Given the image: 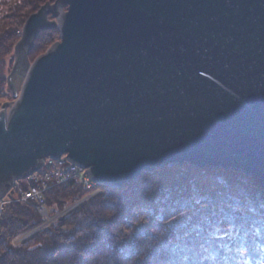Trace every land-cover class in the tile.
<instances>
[{
	"label": "water",
	"instance_id": "1",
	"mask_svg": "<svg viewBox=\"0 0 264 264\" xmlns=\"http://www.w3.org/2000/svg\"><path fill=\"white\" fill-rule=\"evenodd\" d=\"M50 29L60 41L29 65ZM14 54L13 96L23 85L0 111V199L63 155L107 188L185 163L264 188V0H56Z\"/></svg>",
	"mask_w": 264,
	"mask_h": 264
},
{
	"label": "trees",
	"instance_id": "2",
	"mask_svg": "<svg viewBox=\"0 0 264 264\" xmlns=\"http://www.w3.org/2000/svg\"><path fill=\"white\" fill-rule=\"evenodd\" d=\"M45 2L0 0V67ZM57 39L55 29L40 32L30 53ZM97 189L18 243L46 220L37 202L10 196L0 216V264H264V188L243 173L185 163ZM88 193L78 181L54 185L42 196L44 212L53 219Z\"/></svg>",
	"mask_w": 264,
	"mask_h": 264
},
{
	"label": "built area",
	"instance_id": "3",
	"mask_svg": "<svg viewBox=\"0 0 264 264\" xmlns=\"http://www.w3.org/2000/svg\"><path fill=\"white\" fill-rule=\"evenodd\" d=\"M86 171V168L69 162L65 156L59 159H46L43 167L28 177L27 188L19 191V199L23 203L38 202L40 212L44 213L42 194L52 186L65 184L72 180L80 182L86 190L91 189L95 184L98 185ZM5 203L3 199H0V210Z\"/></svg>",
	"mask_w": 264,
	"mask_h": 264
},
{
	"label": "rangeland",
	"instance_id": "4",
	"mask_svg": "<svg viewBox=\"0 0 264 264\" xmlns=\"http://www.w3.org/2000/svg\"><path fill=\"white\" fill-rule=\"evenodd\" d=\"M55 1L56 0H46V2L44 3V4H42L41 6H43V5H45V4H48L49 6L50 5H53L54 3H55ZM40 6V7H41ZM66 6H63V5H60V12H59V14L57 15V16H55V17H53V19H51L50 18V20H54L55 21V23H56V25H57V23H58V20L57 19H59V17L64 13V12H66ZM50 16V15H49ZM55 30H57V29H55ZM58 31V30H57ZM22 32V31H21ZM59 32V31H58ZM20 36H21V34H20ZM19 40H20V38H19ZM18 40V41H19ZM35 41V40H34ZM60 41V38L59 39H57L56 41H54V42H52L51 43V45L52 44H54L55 42H59ZM33 47H34V43H33ZM32 47V48H33ZM49 47V46H48ZM48 47H46L45 49H43L41 52H37V53H30V51L32 50H30L29 51V53H28V56H27V62H28V64L29 65H31L32 64V62L38 57V56H40V55H44L45 53H46V51H47V49H48ZM14 61H15V54H14V51L12 52V54H10L9 56H7L6 58H5V60H4V63H3V65L0 67V111H4L5 112V114L6 115H8L9 114V112H10V110H11V108H12V106L15 104V102L18 100V98H19V96H20V93H21V89H22V85H23V82L21 83V85H20V87H19V89H18V91H17V93H16V96H13V91H12V87L9 85V77H10V75H11V73H12V70H13V68H14ZM6 105V107L5 108H3V106H5ZM63 156H65V155H63ZM47 159H49V158H47ZM46 160V159H45ZM44 160V161H45ZM43 165H44V162H43ZM43 165H42V167H43ZM30 175H32V174H30ZM30 175H28V176H26L25 178H23V179H21V180H19V181H17L15 184H14V186H13V188H12V193H8V194H6V196L4 197V198H2L6 203H5V205L3 206V207H1L2 209L0 210V216L2 215V213L4 212V209H5V207L7 206V204H9L12 200H10L9 198H10V196H12V198H13V200L14 201H16V202H20V203H22V204H25V203H23L20 199H19V196H18V193H19V191L21 190V189H23L22 187H23V185H25V187L27 188V182H28V177L30 176ZM92 179V178H91ZM72 181H74V180H72ZM98 185H94V186H92V188L91 189H89V190H86V191H88L89 193H88V195H86L85 196V198L84 199H82L81 201H78L77 203H79L78 205H80L82 202H84V201H86L87 199H89V198H91V197H93V196H95L97 193H98ZM45 192H43V194H44ZM42 194V195H43ZM1 199V200H2ZM38 203V202H37ZM77 203H74V204H72L71 206H69L68 208H70V207H72L73 205H75V204H77ZM39 204V203H38ZM77 205V206H78ZM77 206H75V207H77ZM74 207V208H75ZM68 208H66V210L68 209ZM74 208H72V209H74ZM72 209H70V210H72ZM69 210V211H70ZM69 211H67V212H69ZM40 213V215L41 216H43V218L46 220V222L42 225V226H40L39 228L40 229H42L43 227H46L50 222H53V221H55L56 219H59L60 217H62V216H64V215H61L63 212H61L60 214H58L57 216H55V217H53V219H48V216H47V214H46V212H44V213H41V212H39ZM66 214V213H65ZM39 228H37L36 230H34V232H31V233H29V234H27L26 236H24V237H22V238H20V240H18L16 243H18V242H20V241H22V240H25V239H27L29 236H31L33 233H35V232H37L38 230H40ZM260 231H258L257 233H259Z\"/></svg>",
	"mask_w": 264,
	"mask_h": 264
}]
</instances>
